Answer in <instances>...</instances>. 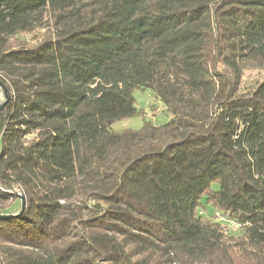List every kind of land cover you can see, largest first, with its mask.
I'll use <instances>...</instances> for the list:
<instances>
[{
	"label": "trees",
	"instance_id": "16d2710c",
	"mask_svg": "<svg viewBox=\"0 0 264 264\" xmlns=\"http://www.w3.org/2000/svg\"><path fill=\"white\" fill-rule=\"evenodd\" d=\"M0 82V264H264V0H0Z\"/></svg>",
	"mask_w": 264,
	"mask_h": 264
},
{
	"label": "rangeland",
	"instance_id": "374dc122",
	"mask_svg": "<svg viewBox=\"0 0 264 264\" xmlns=\"http://www.w3.org/2000/svg\"><path fill=\"white\" fill-rule=\"evenodd\" d=\"M261 73L257 71H246L243 74L241 91H249L254 84L261 79ZM135 106L138 111L143 113L142 116L121 120L112 125L111 129L115 132L124 130H138L141 128L143 122L151 123L153 126L158 127L164 125L169 120V115L165 112L164 106L156 100L151 90H135L133 92ZM217 189L216 185L212 186ZM208 213L213 214L211 207H208ZM236 235L238 233H235ZM230 234H228L229 236ZM227 236V235H226Z\"/></svg>",
	"mask_w": 264,
	"mask_h": 264
},
{
	"label": "water",
	"instance_id": "95a60500",
	"mask_svg": "<svg viewBox=\"0 0 264 264\" xmlns=\"http://www.w3.org/2000/svg\"><path fill=\"white\" fill-rule=\"evenodd\" d=\"M0 90L3 93V96H4V102H3V104L0 105V111H1L3 106L8 102L9 95H8V92H7L6 88L3 86V84L1 82H0ZM19 199H20V202H21V211H22V209L24 207V204H25V200H24V197L22 195H19ZM7 217H9V216L0 215V218H7Z\"/></svg>",
	"mask_w": 264,
	"mask_h": 264
},
{
	"label": "built area",
	"instance_id": "2783aa9c",
	"mask_svg": "<svg viewBox=\"0 0 264 264\" xmlns=\"http://www.w3.org/2000/svg\"><path fill=\"white\" fill-rule=\"evenodd\" d=\"M221 221V220H220ZM239 228V226L233 222H228L226 224V227L224 228L226 231H231V232H235L237 231Z\"/></svg>",
	"mask_w": 264,
	"mask_h": 264
}]
</instances>
